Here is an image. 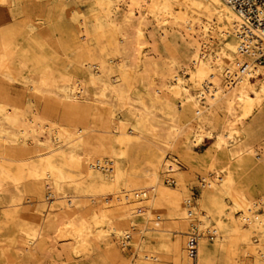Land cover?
Instances as JSON below:
<instances>
[{
	"label": "bare ground",
	"instance_id": "obj_1",
	"mask_svg": "<svg viewBox=\"0 0 264 264\" xmlns=\"http://www.w3.org/2000/svg\"><path fill=\"white\" fill-rule=\"evenodd\" d=\"M14 1L0 0V200L18 223L5 252L191 264L198 229V264H264V140L250 122L264 36L226 0H48L49 14L25 4L12 22ZM55 11L73 22L61 38Z\"/></svg>",
	"mask_w": 264,
	"mask_h": 264
},
{
	"label": "rangeland",
	"instance_id": "obj_2",
	"mask_svg": "<svg viewBox=\"0 0 264 264\" xmlns=\"http://www.w3.org/2000/svg\"><path fill=\"white\" fill-rule=\"evenodd\" d=\"M62 1L65 2L66 0H62ZM68 1L72 2L73 0H68ZM47 2L48 0H15L10 11L7 12V16L11 19L12 22H17V21L22 20V17L24 16L22 11H23L25 4H29L27 9H29V11L32 13V16L34 18L36 17V14L40 13V11L42 12V10H44L46 14H49L50 10L53 7V4L52 2H50L49 3L50 6L43 5V3H47ZM77 7L79 11H82V12L86 11V6L84 4H78ZM52 18L53 20L50 23H48V25L52 27L58 26L60 29L64 30V31L62 30L63 31L62 34L60 33V31L56 32V35L58 36L57 38H61L62 37L61 35L65 36L67 32L71 33L70 31L73 30L72 29L73 22L70 16L64 17L61 13L55 11L53 12ZM153 27L154 26H150V29L152 30ZM161 52H162V55L165 56L164 49H161ZM254 82L256 83V81ZM262 107H263L262 111L260 113L256 112V114L250 119V122L254 123L253 128L257 132V138H259V140L260 139L264 140V105ZM213 144H214V141L207 139L204 145V150H210L213 147ZM198 151L200 152V150ZM263 184H264V180L257 178L255 185L261 186ZM191 194L193 198L196 195L194 199H199L201 194H200V189L197 185L195 184L191 185ZM32 199L35 200L37 198H32ZM29 200L30 199H27V197H23V201L19 206L21 214H26L25 212L28 209V207L32 208L34 206L31 203L29 204L30 202ZM5 209H6L5 204L3 203V201L0 200V264H7V263L8 264L9 263L10 264H20V260L17 258L16 252L13 249L14 247H11L12 250L8 251L9 254L5 252V249L9 248L8 245L10 246L11 238L14 235H16L17 229H18L17 228L18 223H11V222L7 223L4 220L3 216H4ZM153 242L154 241H152V244ZM64 258L68 260L63 264H90L93 260V258L91 257L89 260L83 259L81 260L82 262H79L76 259L68 258L67 256H64ZM45 264H53V263H52V260H48Z\"/></svg>",
	"mask_w": 264,
	"mask_h": 264
},
{
	"label": "built area",
	"instance_id": "obj_3",
	"mask_svg": "<svg viewBox=\"0 0 264 264\" xmlns=\"http://www.w3.org/2000/svg\"><path fill=\"white\" fill-rule=\"evenodd\" d=\"M226 2L243 17L248 26L264 36V0H226ZM260 61L264 62V56ZM214 236V233L211 234V238ZM199 244L200 236L198 229H195L187 236V250L191 264H198Z\"/></svg>",
	"mask_w": 264,
	"mask_h": 264
}]
</instances>
